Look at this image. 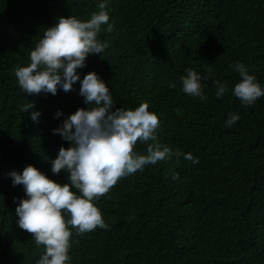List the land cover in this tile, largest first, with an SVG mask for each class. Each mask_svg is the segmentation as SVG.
Wrapping results in <instances>:
<instances>
[{"label": "trees", "instance_id": "trees-1", "mask_svg": "<svg viewBox=\"0 0 264 264\" xmlns=\"http://www.w3.org/2000/svg\"><path fill=\"white\" fill-rule=\"evenodd\" d=\"M99 2L0 0V264H34L44 250L16 223L25 193L8 173L32 164L67 182L63 170L51 172L49 158L68 146L52 129L87 106L79 81L67 92L28 94L14 69L30 62L56 18L87 20ZM106 10L112 27L97 37L106 47L86 57L81 78L95 71L114 107L146 101L158 142L199 162L172 157L120 178L96 201L108 227L72 230L69 264H264V96L243 105L230 67L243 62L264 87V0H107ZM188 68L201 74L203 101L181 89ZM213 81L228 86L220 98ZM230 112L239 120L227 127ZM148 143L135 149L146 153Z\"/></svg>", "mask_w": 264, "mask_h": 264}, {"label": "clouds", "instance_id": "clouds-1", "mask_svg": "<svg viewBox=\"0 0 264 264\" xmlns=\"http://www.w3.org/2000/svg\"><path fill=\"white\" fill-rule=\"evenodd\" d=\"M106 3L107 0H100L99 11L93 12L87 20L72 15L56 18L30 50V62L14 69L20 88L28 94L55 95L58 88L67 92L79 81V94L87 105L69 113L52 129L68 146L61 145L56 156L49 158L51 172L58 174L63 170L67 182L50 178L32 164L8 173L12 184L23 185L25 193L15 208L16 223L32 234L37 246H44L34 264H69L73 229L83 234L96 227L107 228L96 201L120 178L172 157L183 156L193 164L199 162L190 152L173 150L158 142L159 119L149 110L146 101L135 107H114L115 101L106 82L95 71H88L81 78L77 69L85 66L86 57L101 54L106 47L97 38L102 25H107L108 31L112 27ZM230 67L240 77L231 89L232 95L243 105H253L264 96V87L243 62L236 61ZM185 72L179 77L182 91L205 100L201 74L192 68ZM213 83L217 98L228 91L225 83ZM33 108L30 103L24 110ZM39 115V110L30 112L34 122ZM54 115L59 117L62 113L58 109ZM238 120L239 114L230 112L225 126L231 127ZM138 140L141 143L152 141L147 144L146 153L135 149ZM176 175L173 174L174 178Z\"/></svg>", "mask_w": 264, "mask_h": 264}]
</instances>
